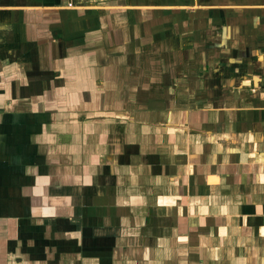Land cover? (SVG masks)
<instances>
[{"label": "crops", "instance_id": "0c3cea01", "mask_svg": "<svg viewBox=\"0 0 264 264\" xmlns=\"http://www.w3.org/2000/svg\"><path fill=\"white\" fill-rule=\"evenodd\" d=\"M0 264H264V0H0Z\"/></svg>", "mask_w": 264, "mask_h": 264}]
</instances>
